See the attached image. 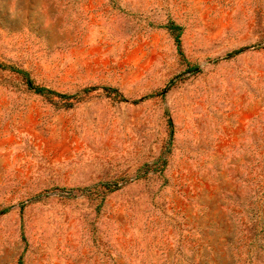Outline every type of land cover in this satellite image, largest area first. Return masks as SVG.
I'll use <instances>...</instances> for the list:
<instances>
[{
  "label": "rangeland",
  "instance_id": "374dc122",
  "mask_svg": "<svg viewBox=\"0 0 264 264\" xmlns=\"http://www.w3.org/2000/svg\"><path fill=\"white\" fill-rule=\"evenodd\" d=\"M0 264H264V0H0Z\"/></svg>",
  "mask_w": 264,
  "mask_h": 264
},
{
  "label": "trees",
  "instance_id": "16d2710c",
  "mask_svg": "<svg viewBox=\"0 0 264 264\" xmlns=\"http://www.w3.org/2000/svg\"><path fill=\"white\" fill-rule=\"evenodd\" d=\"M168 27L175 34V42H176L178 51L181 54V56H183V51H182V48H181V26L179 24H175L174 22H170L168 24ZM21 72H23V75L26 77V79H27L28 83L30 84V86L34 87L37 92L42 93V94H44V93H47V94L57 93V94H59V96L64 97V98L71 97L68 94H61V93H58V92H55V91L49 90V89L46 90V88L43 87V86H35L33 84V81L31 80V78L28 76V73L25 72V71H21ZM105 88L109 92H116L117 91L116 88H112V87H105ZM169 124H170V126L173 125V122H172L171 119H169Z\"/></svg>",
  "mask_w": 264,
  "mask_h": 264
}]
</instances>
